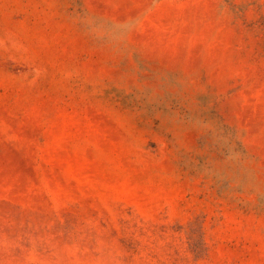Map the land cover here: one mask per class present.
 <instances>
[{"label": "rangeland", "instance_id": "obj_1", "mask_svg": "<svg viewBox=\"0 0 264 264\" xmlns=\"http://www.w3.org/2000/svg\"><path fill=\"white\" fill-rule=\"evenodd\" d=\"M0 264H264V0H0Z\"/></svg>", "mask_w": 264, "mask_h": 264}]
</instances>
